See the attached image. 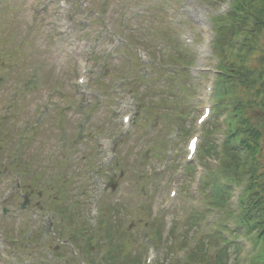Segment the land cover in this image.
Listing matches in <instances>:
<instances>
[{"label": "rangeland", "instance_id": "374dc122", "mask_svg": "<svg viewBox=\"0 0 264 264\" xmlns=\"http://www.w3.org/2000/svg\"><path fill=\"white\" fill-rule=\"evenodd\" d=\"M0 1L7 4L0 16V264H90L104 241V264H144L150 245L152 264H182L178 252L191 249L197 233L205 236L202 219L212 211L197 156L195 170L185 165L189 139L198 136L203 145L213 121L196 120L214 105L216 56L234 64L229 98L252 103L259 114H251L262 133L253 191L260 214L253 217L264 220V30L250 33L235 54L229 15L214 20L230 14L231 0ZM211 134L220 147L222 134ZM16 178L21 189L1 196ZM170 189L178 190L176 198ZM25 196L29 204L20 211ZM95 206L102 214L91 218ZM47 219L54 227L45 234ZM96 222L87 236L84 228ZM214 233L211 227L206 235L212 240ZM68 237L81 261L64 246ZM225 255L226 264H244Z\"/></svg>", "mask_w": 264, "mask_h": 264}, {"label": "trees", "instance_id": "16d2710c", "mask_svg": "<svg viewBox=\"0 0 264 264\" xmlns=\"http://www.w3.org/2000/svg\"><path fill=\"white\" fill-rule=\"evenodd\" d=\"M248 3V0H243L241 4L237 3L236 5V10L243 16V22L245 23L248 18L246 14H244L243 7ZM264 3V1H263ZM238 14V13H237ZM236 14L231 13L230 17H235ZM257 16L258 18L251 19L253 21V24H255V29L252 30V33H259L264 30V9H261L257 11ZM244 26L242 23L239 26H233V30H241V28ZM236 30V31H237ZM221 37V35H219ZM216 51L222 53L223 52V47L218 45V42L216 43ZM249 46L248 48H250ZM228 61H223L221 65V69L223 74L219 76V80L217 81V87L214 95L215 99V110L218 112V116L226 115V126H227V134H225V142L223 145V150L225 153L224 159L221 161V166L223 167L225 165L224 170H229L231 168H234L236 172H239L240 165L239 162L242 159L241 158V153L243 152V155L245 156V160L247 162H250V174H251V185L255 182L256 178V159L259 155L260 152V141L262 138V133L253 125L252 122V116L258 117V113L256 115V111L251 109L250 106H253L252 103H250V106L245 104V100L243 101H237L236 97L233 98V100L229 97L231 95L229 94L228 88L230 86V83L235 79L234 76V64H228ZM241 69V68H240ZM240 80L244 82L245 78L248 77L247 71L244 73L240 74ZM264 102V98L262 99ZM256 103V102H253ZM255 107V106H254ZM228 111V112H226ZM226 112V113H225ZM255 112V113H254ZM224 113V114H222ZM217 121H214L210 129L207 133L208 136H206L205 140V146L203 144L202 148L200 149V160L205 161L206 158H211L213 157L215 151L217 148L215 147V144L213 143L212 139L209 138L211 132H213V127H217ZM257 124V123H256ZM219 128V127H217ZM215 128V129H217ZM243 134L245 136V139L243 138L242 140L239 139L240 135ZM207 142V143H206ZM243 165L246 164L245 161L242 162ZM212 181H215V176L212 175ZM256 185V182H255ZM249 195L247 199H245V203L247 204L245 207V211L242 216L241 222L249 223L253 222V213L255 212L254 208L256 209V205L258 204V195L257 198H254L253 187H249ZM226 190L220 186L216 187V194L214 195V206H223L225 205L226 198L223 196ZM244 203H243V208H244ZM252 205L254 208H252ZM260 210V209H259ZM264 216V215H263ZM261 226L260 232H258V240L256 243L262 242L263 247H262V254L259 257V259L255 262V264H263V257H264V220L259 222L258 225H256L254 228ZM254 231L253 228H249V232ZM116 253V251H115ZM114 253V254H115ZM227 252L223 251L219 253L216 257V260L213 259L215 263L212 264H226V255ZM201 257L198 256H192L190 257L189 263L188 264H196L197 260H199ZM208 263V262H207ZM206 263V264H207Z\"/></svg>", "mask_w": 264, "mask_h": 264}, {"label": "snow or ice", "instance_id": "6c2138e0", "mask_svg": "<svg viewBox=\"0 0 264 264\" xmlns=\"http://www.w3.org/2000/svg\"><path fill=\"white\" fill-rule=\"evenodd\" d=\"M195 142H193V144H194Z\"/></svg>", "mask_w": 264, "mask_h": 264}]
</instances>
